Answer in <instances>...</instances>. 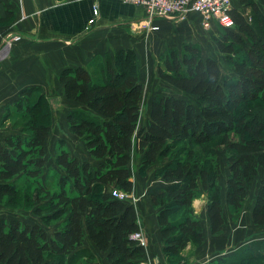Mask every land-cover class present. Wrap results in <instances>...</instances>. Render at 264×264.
Segmentation results:
<instances>
[{
  "label": "trees",
  "instance_id": "obj_1",
  "mask_svg": "<svg viewBox=\"0 0 264 264\" xmlns=\"http://www.w3.org/2000/svg\"><path fill=\"white\" fill-rule=\"evenodd\" d=\"M241 2L251 5L255 16L247 20L231 9L233 28L221 27L222 34L213 37L218 51L233 65L235 77L223 79L216 60L202 57L193 44L167 51L156 67L158 77L194 102L178 95H156L143 126H138L143 88L133 50L117 51L104 67L90 73L81 68L61 71L58 80L65 97L83 106L68 114V129L98 162H80L64 150L55 154V164L64 171L58 180L60 189L50 202L54 218L61 219L59 229L49 237L39 225L0 217V264H69L72 260L66 262L65 257L83 242V219L90 239L107 252L109 264H138L145 249L130 238L138 230L136 209L113 197L111 190L105 192L110 186L132 192L129 163L133 155L141 157V173L168 158L157 170L165 185L151 188L148 197L159 209L163 250L169 257H179L189 242L202 243L200 221L192 207L201 190L207 193L211 233L222 230L216 149H223L226 156V203L237 218L259 169L264 171V62L259 58L264 49V18L252 2ZM10 15L7 12L5 19ZM27 90L31 88L21 93ZM38 103L46 105L43 121L37 120L33 109ZM47 103L40 96L30 108L23 132L0 140V200L16 202L20 192L14 180L22 175L35 179L41 173L50 131ZM68 182L70 193L65 191ZM251 218L255 225L264 226V176ZM250 246L238 261L207 264L264 258L257 249L249 251Z\"/></svg>",
  "mask_w": 264,
  "mask_h": 264
},
{
  "label": "crops",
  "instance_id": "obj_2",
  "mask_svg": "<svg viewBox=\"0 0 264 264\" xmlns=\"http://www.w3.org/2000/svg\"><path fill=\"white\" fill-rule=\"evenodd\" d=\"M230 1L231 9L238 11L245 19L251 20L255 16L251 5L241 0ZM247 2H252L264 18V0ZM94 5L98 7L99 13L90 24ZM7 12L11 15L5 19ZM144 18L145 12L141 6L119 0H0V49L12 35L21 36L19 41L4 49L0 59V124L4 122L2 117L6 109L13 105L19 92L35 87L51 104L52 122L44 142L45 152L53 144L80 162H98L89 155L84 143L81 154L71 148L75 143L74 137L81 138L69 131L67 116L70 111L83 106L65 97L58 80L61 71L81 68L90 73L104 67L107 58L113 59L117 51L131 49L136 56L138 79L144 89L147 75L155 77L157 65L161 64L163 56L171 49L180 51L184 44H193L199 48L202 57H212L217 63L224 55L218 51L213 40L214 36L222 34L223 29L216 23L208 29L204 28L197 13H189L182 19L156 17L152 24L159 27L157 30L140 28L139 22ZM231 75H235V72ZM166 94L172 93L155 91L148 95L143 105V115L141 108L138 126L146 124L152 99L156 95ZM10 134L18 133L7 132L6 127L0 126V140ZM221 151L224 152L223 149ZM140 158L139 155H133L129 163L133 190L123 199L135 207L138 229L143 232L146 241L145 253L138 264H207L221 259L238 261L248 251L246 247L249 245V251L257 249L258 253L264 254V226L255 225L251 218L256 190L264 176L261 168L245 198L246 202L250 197L249 206L235 218L226 203L227 160L226 157L217 160L221 168L222 230L218 234L211 233L206 213L207 193L201 190L193 199L192 207L194 216L200 221L202 243L189 242L179 257L171 258L163 250L165 242L157 221L159 209L151 204L148 197L151 188L165 185L157 170L168 162V158L149 166L145 169V175L140 171ZM13 219L21 220L17 217ZM60 223L51 231L41 223L29 224L41 226L52 237ZM81 224L83 242L65 257L66 262L109 264L107 252L98 249L88 236L84 219ZM248 230L253 233L248 234Z\"/></svg>",
  "mask_w": 264,
  "mask_h": 264
},
{
  "label": "rangeland",
  "instance_id": "obj_3",
  "mask_svg": "<svg viewBox=\"0 0 264 264\" xmlns=\"http://www.w3.org/2000/svg\"><path fill=\"white\" fill-rule=\"evenodd\" d=\"M7 40H10L7 39ZM15 41H12L9 46L14 43ZM5 45V44H4ZM261 62H264V49L261 51ZM223 58L219 60L218 63L222 78H233L235 77L233 74L234 67L233 65L226 60L225 56L222 55ZM256 55L252 56V60L256 62ZM147 79L145 80V86L143 89V95L141 99V107L142 108V115L144 113L143 105L145 100L147 99L148 95L155 91H161L164 93H172V95L183 97L184 99H187L188 101L194 102V99L190 95H186L185 93L178 91L176 89H172L165 81L160 79L155 72V77H150L147 75ZM19 92L17 98L13 102V105L11 107H8L6 109L5 114L3 115L4 122H1L0 126H4L7 128V132H14L19 133L22 131V128L25 127V123L28 119V117L31 115L30 108L33 107V104L39 99L41 95L40 90L34 88H31V90H27L25 93ZM45 97V96H44ZM47 100V106H48V112H49V118L50 121L49 124L51 125L52 122V115H51V104L49 103V100ZM196 103V102H195ZM52 105L55 106L54 102H52ZM45 103H41L34 108V111L36 112V118L39 121L42 120V114L45 112ZM59 118V115H57V118ZM47 120V121H48ZM46 121V119H45ZM23 132V131H22ZM59 132V131H58ZM74 137V136H73ZM53 138V135H52ZM74 142L72 145V149L80 154L83 152V141L78 139L77 137H74ZM82 141V142H81ZM59 147L53 146L51 144L50 147L46 149V152L44 154L45 164L41 170V173L38 177L34 178H27L24 175L21 177L15 179V184L18 187V199L16 202L9 203L10 201L6 200V197L4 199L0 200V217L4 218L5 220L9 221L13 218H20V221L28 222V223H41L49 231L54 230L58 223L61 221L58 217L54 218V210L51 207V196L54 192H58L60 189V183H59V177L64 175L63 169L58 167L55 164L54 156L58 152ZM216 160H223V157L225 156V153L221 151V149H216L215 151ZM134 163V162H133ZM145 172H143V175H145ZM142 174V173H141ZM24 176V177H23ZM112 189V187L105 188V192H109ZM65 191L67 193L72 192V185L68 182L65 184ZM56 199L54 200V202ZM250 203V197L246 200L242 212L247 209ZM39 211V212H37ZM240 211V213H241ZM239 213V215H240ZM237 216V218L239 217ZM245 230V228H243ZM253 230V229H252ZM247 231V230H246ZM248 234L253 233L252 231L248 230ZM247 237H250V235H247ZM246 255V253L244 254ZM251 261L243 260L240 264H264V258H250ZM259 259V260H257Z\"/></svg>",
  "mask_w": 264,
  "mask_h": 264
},
{
  "label": "built area",
  "instance_id": "obj_4",
  "mask_svg": "<svg viewBox=\"0 0 264 264\" xmlns=\"http://www.w3.org/2000/svg\"><path fill=\"white\" fill-rule=\"evenodd\" d=\"M124 3L141 6L145 12L144 20L139 22V27L146 30H157L159 27L152 24V20L156 17H173L182 19L189 13H197L200 15L204 28H210L216 23L222 28L231 29L234 21L230 15V0H119ZM99 13L98 7L93 6V17L89 23L94 22V17ZM9 39V38H8ZM21 36L14 34L10 40L5 41V45L0 49V59L2 58L4 49L6 50L12 41H19ZM111 195L118 199H125L126 193L118 188L111 189ZM130 238L135 240L138 245L145 246L146 241L143 232L138 229L130 234Z\"/></svg>",
  "mask_w": 264,
  "mask_h": 264
}]
</instances>
